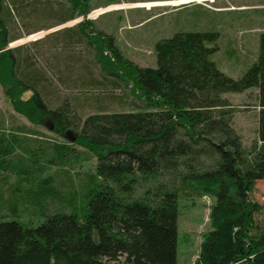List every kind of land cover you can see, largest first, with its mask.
<instances>
[{"label": "trees", "instance_id": "1", "mask_svg": "<svg viewBox=\"0 0 264 264\" xmlns=\"http://www.w3.org/2000/svg\"><path fill=\"white\" fill-rule=\"evenodd\" d=\"M22 2L0 0V86L14 112L33 125L50 121L55 132L66 135L77 109L65 100L55 105L47 72L23 54L25 48L8 47L20 38L8 24L21 16ZM88 2L66 0L55 24L40 28L87 17L92 10ZM63 34L68 44L76 41L91 50L102 77L130 87L141 105L128 112L100 111L83 120L74 144L92 153L97 164L80 213L70 199L47 212L43 203L59 199L42 182L39 200L31 198L30 190H11L16 219L0 215V264H177L179 193L198 186L214 203L211 230L196 264H264V230H257L254 218L264 208L250 200L255 183L264 182V32L256 60L237 79L211 59L219 50L217 31H177L158 41L155 67H139L124 57L114 37L88 20L48 34L46 41ZM82 73L86 79L80 88L100 84ZM251 89L257 90L258 126L255 141L246 148L223 96ZM18 134L0 135V172H17L32 182L27 168L40 162L36 152L25 150L31 154L23 170L9 159L22 147ZM72 149L53 144V156L41 166H63ZM17 201L45 207L43 221L36 227L19 222Z\"/></svg>", "mask_w": 264, "mask_h": 264}, {"label": "rangeland", "instance_id": "2", "mask_svg": "<svg viewBox=\"0 0 264 264\" xmlns=\"http://www.w3.org/2000/svg\"><path fill=\"white\" fill-rule=\"evenodd\" d=\"M22 1L21 16L14 22L9 20L8 24L11 34L20 38L8 47L25 48L23 54H30L47 72L55 105L65 100L77 109L69 133L60 135L53 130L50 121L33 125L14 112L0 86V135L19 133L18 138L23 140L22 147L9 157L10 162L23 170L24 164L30 162L32 151L40 161L33 159L34 166L28 164V177L30 175L32 182L24 181L25 176L17 172H0V215L5 219H16L12 216L14 197L11 190L14 188L30 190L31 198L39 200V184L42 182V186L49 185L53 195L57 194L59 199L43 203L48 211L43 206L33 208L17 201V219L29 227H36L43 221V211L59 208L63 203L61 200L74 201L80 213L84 193L94 185L92 177L97 164L92 153L74 144L83 120L100 111L128 112L141 105L129 92L130 87H125L116 78L102 77L91 50L76 41L68 44L65 33L46 41L48 34L75 29L82 21L88 20L97 30L114 37V43L124 57L139 67H155L153 48L158 41L171 37L177 31L213 30L219 32L220 37L217 42L219 50L211 59L223 73L237 79L256 60L259 35L264 32V0H89L92 10L87 17H78L48 30L40 27L55 24L56 12L68 6L66 0ZM30 32L34 33L28 35ZM82 72L90 73V78L100 84L91 83L94 85L91 88H80L86 79ZM79 83L82 85L77 88ZM223 97L234 111L233 128L243 145L249 148L256 139L258 126L257 90ZM24 132L32 134L24 137ZM53 144H66L73 148L72 157H67L63 166H55L54 163L41 166L53 156ZM202 188L198 186L196 191L187 189L179 193L177 264H196L203 239L211 230L210 212L214 199ZM250 200L264 208L263 181L255 183ZM254 218L257 230H264V210ZM120 261L123 262V258Z\"/></svg>", "mask_w": 264, "mask_h": 264}, {"label": "crops", "instance_id": "3", "mask_svg": "<svg viewBox=\"0 0 264 264\" xmlns=\"http://www.w3.org/2000/svg\"><path fill=\"white\" fill-rule=\"evenodd\" d=\"M244 93V92H243ZM242 94V93H241ZM258 182H260V181H258ZM258 182H256V183H258Z\"/></svg>", "mask_w": 264, "mask_h": 264}, {"label": "built area", "instance_id": "4", "mask_svg": "<svg viewBox=\"0 0 264 264\" xmlns=\"http://www.w3.org/2000/svg\"><path fill=\"white\" fill-rule=\"evenodd\" d=\"M243 264V263H242ZM244 264H246L245 262H244Z\"/></svg>", "mask_w": 264, "mask_h": 264}]
</instances>
